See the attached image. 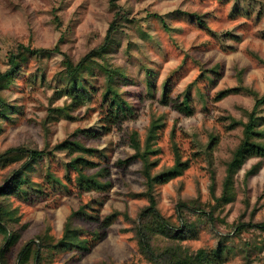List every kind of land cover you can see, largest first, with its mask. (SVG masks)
I'll list each match as a JSON object with an SVG mask.
<instances>
[{
    "label": "rangeland",
    "instance_id": "1",
    "mask_svg": "<svg viewBox=\"0 0 264 264\" xmlns=\"http://www.w3.org/2000/svg\"><path fill=\"white\" fill-rule=\"evenodd\" d=\"M257 1L256 13L258 5L264 8V0ZM118 4L128 20L123 21L117 44L109 56L125 69V76L117 83L124 99L132 105L135 119L113 126L104 136H76L77 130L93 127L108 110V101L103 97L106 77L96 70L87 81L94 92L91 100L74 107L70 98L58 94L65 90L59 79L62 70L59 57L44 60L30 57L10 89L15 105L14 119L4 122L0 154L20 145L43 150L47 144L53 148L68 139L80 141L87 148L103 151L92 158L99 166L88 173L106 168L108 176L103 181L111 183L110 190L103 194L80 193L75 183H67V190L54 185L52 179L67 182L65 164L70 158L63 153L38 167L31 173V180L36 185L43 184L45 194L31 190L29 202L12 197L3 207L15 224L27 225L9 255L10 264H15L19 248L27 241L38 243L36 235L42 230L50 229L55 240L61 239L70 213L87 205L89 212L96 210L98 220L77 219L76 225L86 231L87 238L93 239L99 232L101 239L92 240L87 253L59 250L47 254L53 259L52 264L102 261L152 264L140 251L134 224L148 202L134 195L144 191L145 178L141 172L142 162L130 160L135 153L131 133L137 131L144 143L153 119H160L163 128L154 144L157 152L152 156L158 159L155 172L174 165V142L182 160L189 161L181 177L158 188L161 213L177 222L179 201L199 197L202 202H214L209 189V165L202 147L215 138L212 161L217 174L216 194L220 195L225 162L242 137L243 128L235 121H246L244 112L251 110L255 103L247 89L264 92V64L255 57L257 54L264 60V16L259 21L252 10L251 16L246 17L247 11L250 12L248 0H243L238 9L235 0L227 3L220 0H118ZM189 14L201 16L209 30ZM111 15L110 0H0V71L7 69L15 45L23 44L34 50L51 49L62 34L66 37L61 46L63 51L78 61L102 43ZM55 16L61 23L59 31ZM160 16L167 17L168 28ZM239 71L243 73V88ZM148 80L153 93L149 91ZM167 81H170L171 101L182 102L189 93L195 110L193 116L182 115L173 104L162 103ZM227 89L239 91L216 100L218 93ZM52 110H56L53 117L50 116ZM258 163H261L258 173L247 178L246 173ZM12 167L0 169V184ZM71 176L74 180L75 174ZM235 181L236 199L221 209L219 229L214 231L209 223L202 221L197 224V235L183 245L191 252L214 251L222 242V264H264L263 229L245 228L234 242L223 241L218 236L235 237L232 231L241 222L252 226L264 222V160H249ZM114 212L120 214L106 227L105 218ZM188 215L192 221H198V217ZM2 244L0 233V248Z\"/></svg>",
    "mask_w": 264,
    "mask_h": 264
},
{
    "label": "trees",
    "instance_id": "2",
    "mask_svg": "<svg viewBox=\"0 0 264 264\" xmlns=\"http://www.w3.org/2000/svg\"><path fill=\"white\" fill-rule=\"evenodd\" d=\"M229 2L231 0H220ZM243 0H235L237 9ZM246 1V0H244ZM257 0H248L249 16L253 11L256 13ZM111 4V20L107 33L102 43L89 50L78 61L65 53L62 44L66 41L65 34H62L58 43L51 49H29L23 44H17L12 49L7 62V69L0 71V134L3 131L4 122L13 120V108L11 87L16 84L18 76L23 70V66L30 57L39 60L50 59L52 57L61 58L62 70L59 73V79L65 86V90L58 93L61 97H68L72 100L74 107L86 105L92 98L94 92L88 84L90 76H94L96 70H99L106 77L103 97L108 101V110L101 117L100 121L93 127L88 129L77 130L76 136H88L97 138L107 135L111 132L113 126L135 119L136 113L132 105L123 97V92L118 86L117 80L125 76L124 67L116 65L111 56L110 51L117 44V36L123 27V21L128 20L127 15L123 14L118 0H110ZM261 5V4H260ZM258 5L256 13L257 20H262L264 16L263 5ZM172 14V13H170ZM170 16V15H169ZM196 17L201 27L209 30L204 19L197 14H189ZM251 16V15H250ZM162 23L168 28L165 16L159 17ZM54 23L61 30V23L58 18L54 17ZM256 59L264 64V60L255 54ZM149 73V72H148ZM239 80L243 88L242 72L239 71ZM149 91L153 93L152 83L148 80ZM245 89V88H244ZM247 89V88H246ZM248 93L254 98V106L251 110L244 112L248 118L246 121L236 122L242 126V137L238 145L234 148L231 156L225 162V175L222 181L221 193L216 194L218 183L216 170L213 167L212 149L214 147L215 138L210 143L202 147L210 170V193L214 202H202L197 198H188L181 200L177 204L178 217L175 222L171 217H166L161 213L160 202L161 193L159 187L170 183L174 179L181 177L189 167V161H183L178 145L174 142L173 149L175 154L174 165L155 172L158 166V159H152L157 152L154 144L159 136L163 123L160 119H153L144 143L140 140L137 131H133L130 135L131 147L134 155L130 160H140L142 162V174L145 178V189L141 193L134 195L145 198L148 202L134 219L136 235L138 238L139 248L147 260L152 264H222L221 256L223 252V243L220 242L218 248L214 251L200 249L191 252L184 247L183 242L192 239L197 235V224L206 221L210 224L212 230L219 229L220 212L226 205L231 204L236 199L235 180L244 165L251 159L257 158L264 160V92L261 94L254 89H247ZM238 89H227L218 93L216 100H222L231 94L237 93ZM170 81L164 85L162 94V103L164 105L173 104L174 109L180 114L191 117L195 110L192 105V99L187 92L182 102H173L170 100ZM56 110H52L50 115ZM63 153L70 158L65 164L66 183L61 179H52L54 185H59L67 190V183H75L80 193H106L111 188L109 181H103L108 176L107 169L102 168L96 173H88V171L98 167V163L92 158L96 157V153L102 154L103 151L87 148L80 141H72L70 139L49 148L40 150L38 147L30 145H20L10 147L0 154V169L13 166L8 173L6 179L0 184V233L3 235V244L0 248V264H10V253L20 241L23 233L27 230V225H21L19 222L15 224L11 214L7 215L4 211V204L12 197L21 199L24 202L30 201V191L33 190L44 195V185H36L31 180V173L46 162L50 163L52 156ZM77 154L76 156H74ZM74 156V157H73ZM128 161V160H127ZM123 162V161H122ZM120 161V163H122ZM129 162V161H128ZM126 163V161H125ZM261 163L251 167L246 173L249 178L258 173ZM72 173L75 174L74 180ZM48 178V179H49ZM102 204V203H101ZM87 207H81L77 211H72L67 217L63 227V235L59 240H55L50 235L49 230H42L37 233L36 241L29 240L19 248L15 264H52V258L47 254H52L59 250H75L78 252H89L91 250V242L101 239V233L97 232L93 235V239L86 237V231L76 225V220L97 221L98 214L89 212ZM120 213L114 212L108 215L104 220V225L109 227ZM188 214L198 217V221H192ZM126 219L129 216L124 214ZM250 227L261 228L264 230V222L252 226L251 224L239 223L234 226L232 232L235 237L218 235L223 241H235V238L241 236L243 229ZM221 240V241H222ZM250 256V254H249ZM98 264H116L106 261ZM250 264V262L248 263Z\"/></svg>",
    "mask_w": 264,
    "mask_h": 264
}]
</instances>
